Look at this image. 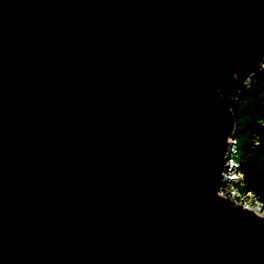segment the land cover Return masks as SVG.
Returning <instances> with one entry per match:
<instances>
[{
	"label": "water",
	"instance_id": "water-1",
	"mask_svg": "<svg viewBox=\"0 0 264 264\" xmlns=\"http://www.w3.org/2000/svg\"><path fill=\"white\" fill-rule=\"evenodd\" d=\"M263 53L264 0H0V264H264L218 197Z\"/></svg>",
	"mask_w": 264,
	"mask_h": 264
},
{
	"label": "rangeland",
	"instance_id": "rangeland-1",
	"mask_svg": "<svg viewBox=\"0 0 264 264\" xmlns=\"http://www.w3.org/2000/svg\"><path fill=\"white\" fill-rule=\"evenodd\" d=\"M263 72H264V60L260 66V69L257 70L255 73H253L248 79H246L232 92L225 95L220 93L223 99L228 98V104L234 114V127L232 132L229 134L230 135L229 141H233L231 147H233L232 149L233 150L235 149V151L230 153L231 158L228 159V162H231L232 159H234L235 161L234 164L237 165L234 171H229L230 167L228 166V168L225 171H223V174L227 176H232V174H238L240 171L239 175L241 176L240 179H237L236 181H225L224 183H222L218 192L222 197L230 198L236 201L238 204L244 206L247 204L258 205L259 203H256L254 201L256 198H258L260 202H263V200L260 198L258 194L248 189L246 186L244 174L242 171L243 157L241 154V147H240L241 138L248 141H252L253 146L259 143V137L262 131L259 130L256 133H252L251 130H249V126L248 125L245 126L246 123L242 122V121H248L249 119L250 121H253V119L250 118L249 116L247 119L244 117L245 115L243 114L242 107L246 105V100L245 98H242L243 97L242 95H244L247 92L246 90L251 89L254 84L256 85L257 83L260 82V75L263 74ZM256 123L264 127V122H262L261 120L257 119ZM221 191H223L224 193H220ZM235 192L237 194L240 193V195L235 196L234 195ZM259 205L261 206V204ZM261 213H263L264 215V206L263 208H261Z\"/></svg>",
	"mask_w": 264,
	"mask_h": 264
},
{
	"label": "trees",
	"instance_id": "trees-1",
	"mask_svg": "<svg viewBox=\"0 0 264 264\" xmlns=\"http://www.w3.org/2000/svg\"><path fill=\"white\" fill-rule=\"evenodd\" d=\"M246 91L242 95L246 100L242 111L246 119L249 116L253 121L249 119L242 122L246 123L245 126H249L252 133L259 130L262 132L259 143L255 146L252 145V141L240 139L242 171L247 188L258 194L264 202V127L256 123L257 119L264 122V72L260 75V82Z\"/></svg>",
	"mask_w": 264,
	"mask_h": 264
},
{
	"label": "built area",
	"instance_id": "built-area-1",
	"mask_svg": "<svg viewBox=\"0 0 264 264\" xmlns=\"http://www.w3.org/2000/svg\"><path fill=\"white\" fill-rule=\"evenodd\" d=\"M229 140V139H228ZM232 142L233 141H230V143H229V141H228V143H229V150H228V154H227V159H226V161H225V165H224V167H223V170H222V177H221V183H224L225 181H236L237 179H240V176H239V173H240V171H239V173L238 174H232V176H234V177H232V176H227V175H225V174H223V171H225L227 168H228V166L230 167V170L229 171H234V169H235V167H237V165H235L234 164V159H232V161L231 162H228V159H230L231 157H230V153H232V152H234L235 151V149L233 150L232 148L233 147H231L232 146ZM229 163V165L227 166V164ZM232 186H234V185H232ZM221 187V186H220ZM219 191V190H218ZM222 193H224L223 191H221ZM219 193V192H218ZM225 195V194H224ZM234 195L236 196V195H240V193L239 194H237L236 192L234 193ZM226 196V195H225ZM246 201V200H245ZM244 201V202H245ZM255 202H260L259 201V199L258 198H256L255 200H254ZM260 204H261V208H262V206H263V203L262 202H260Z\"/></svg>",
	"mask_w": 264,
	"mask_h": 264
},
{
	"label": "bare ground",
	"instance_id": "bare-ground-1",
	"mask_svg": "<svg viewBox=\"0 0 264 264\" xmlns=\"http://www.w3.org/2000/svg\"><path fill=\"white\" fill-rule=\"evenodd\" d=\"M263 60H264V53L262 54V57H261V60L258 62V64H257V68H259L260 66H261V64H262V62H263ZM234 77V79H237L238 78V74L237 73H234V75H233ZM247 78H244V79H242V81H241V83H243L245 80H246ZM230 92H226L225 94H229ZM229 137H230V135H228L226 138H227V140L229 139ZM229 141V140H228ZM229 143H230V141H229ZM229 165V163L227 164V166ZM239 176H241V175H239ZM232 177H234V176H232ZM222 182V181H221ZM220 193H222V192H220ZM218 197L219 198H225V197H222L219 193H218ZM226 199H228V200H231L233 203H235V204H237V205H240V204H238L236 201H234V200H232V199H230V198H226ZM256 203H259L260 204V202H256ZM263 203V202H262ZM257 205V204H255V205H249V204H247V205H240L241 207H243V208H247V209H250V210H252L253 212H255L258 216H261V217H264V215H263V213H261V206L260 205ZM263 206H264V204H263ZM263 206H262V208H263Z\"/></svg>",
	"mask_w": 264,
	"mask_h": 264
}]
</instances>
